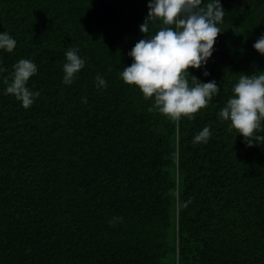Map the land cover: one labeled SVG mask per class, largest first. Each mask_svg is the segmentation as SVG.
Wrapping results in <instances>:
<instances>
[{
  "label": "trees",
  "instance_id": "obj_1",
  "mask_svg": "<svg viewBox=\"0 0 264 264\" xmlns=\"http://www.w3.org/2000/svg\"><path fill=\"white\" fill-rule=\"evenodd\" d=\"M148 2L0 0L17 45L0 50V264H264V143L219 117L240 73L264 72V0H220L215 51L189 70L220 91L179 123L121 79ZM70 47L85 67L65 85ZM21 59L38 69L28 109L5 94Z\"/></svg>",
  "mask_w": 264,
  "mask_h": 264
},
{
  "label": "clouds",
  "instance_id": "obj_2",
  "mask_svg": "<svg viewBox=\"0 0 264 264\" xmlns=\"http://www.w3.org/2000/svg\"><path fill=\"white\" fill-rule=\"evenodd\" d=\"M148 14L140 26L146 38L140 39L128 54L131 66L121 72L122 81L139 89L145 100H153L148 110L155 111L172 122L192 120L205 109L220 89L216 81L201 82L190 75V69L204 68L212 57L214 45L222 33L218 24L223 23L225 10L220 0H149ZM159 25L155 33L148 36L150 26ZM16 41L7 33H0V50L12 53ZM253 48L264 56V35ZM63 65V83L71 85L77 74L85 67V59L78 49L69 48ZM37 65L29 59H21L13 66L10 78H5V94L30 108L40 93L33 92L28 83L37 74ZM204 76L209 73L204 71ZM191 77V83L189 82ZM97 87L106 88L107 83L96 76ZM232 97L220 110L222 121H229V130H235L244 138L247 147L264 143V72L260 74L240 73L233 88ZM82 102L86 103V99ZM211 136L204 127L194 137V143H207Z\"/></svg>",
  "mask_w": 264,
  "mask_h": 264
}]
</instances>
